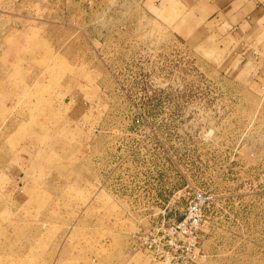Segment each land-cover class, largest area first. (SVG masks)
<instances>
[{"label":"rangeland","instance_id":"374dc122","mask_svg":"<svg viewBox=\"0 0 264 264\" xmlns=\"http://www.w3.org/2000/svg\"><path fill=\"white\" fill-rule=\"evenodd\" d=\"M173 0H0V264H264V33L182 41Z\"/></svg>","mask_w":264,"mask_h":264},{"label":"crops","instance_id":"0c3cea01","mask_svg":"<svg viewBox=\"0 0 264 264\" xmlns=\"http://www.w3.org/2000/svg\"><path fill=\"white\" fill-rule=\"evenodd\" d=\"M182 41L211 36L254 41L264 33V0H173Z\"/></svg>","mask_w":264,"mask_h":264},{"label":"built area","instance_id":"2783aa9c","mask_svg":"<svg viewBox=\"0 0 264 264\" xmlns=\"http://www.w3.org/2000/svg\"><path fill=\"white\" fill-rule=\"evenodd\" d=\"M160 223L150 231L151 244L146 245L150 264H195L200 255V223Z\"/></svg>","mask_w":264,"mask_h":264}]
</instances>
